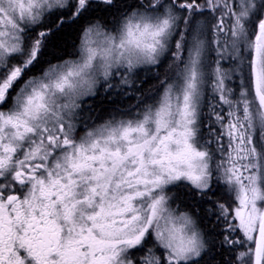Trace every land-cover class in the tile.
Masks as SVG:
<instances>
[{
    "label": "snow or ice",
    "instance_id": "1",
    "mask_svg": "<svg viewBox=\"0 0 264 264\" xmlns=\"http://www.w3.org/2000/svg\"><path fill=\"white\" fill-rule=\"evenodd\" d=\"M0 264H264V0H0Z\"/></svg>",
    "mask_w": 264,
    "mask_h": 264
},
{
    "label": "trees",
    "instance_id": "2",
    "mask_svg": "<svg viewBox=\"0 0 264 264\" xmlns=\"http://www.w3.org/2000/svg\"><path fill=\"white\" fill-rule=\"evenodd\" d=\"M68 40H69V44H68V46H69V48H70V47H71V43H70V42H71V38L69 37ZM152 83H154V81L149 80V81L144 85V88H147V87H148L150 84H152ZM101 99H102V97L98 96L95 100L89 101V103L93 104V106L96 107V108L98 109L99 106H100V101H101ZM129 103H135V100H125L124 103H123V105H122V107H126L127 104H129Z\"/></svg>",
    "mask_w": 264,
    "mask_h": 264
}]
</instances>
